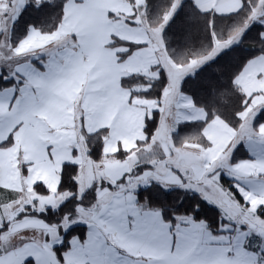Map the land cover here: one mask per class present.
<instances>
[{
  "label": "snow or ice",
  "instance_id": "6c2138e0",
  "mask_svg": "<svg viewBox=\"0 0 264 264\" xmlns=\"http://www.w3.org/2000/svg\"><path fill=\"white\" fill-rule=\"evenodd\" d=\"M0 264H264V0H0Z\"/></svg>",
  "mask_w": 264,
  "mask_h": 264
},
{
  "label": "trees",
  "instance_id": "16d2710c",
  "mask_svg": "<svg viewBox=\"0 0 264 264\" xmlns=\"http://www.w3.org/2000/svg\"><path fill=\"white\" fill-rule=\"evenodd\" d=\"M152 11H156L157 0H150ZM57 11V8H49L43 14L33 13L29 18V22L39 24L43 16H50L53 12ZM173 32L178 35H183L189 28V24L185 20V13H180L174 22L170 25ZM258 26L254 25L252 29H249L245 37L242 38L240 43L234 45L232 48L222 53L220 57H217L215 61L210 62L203 69H201L200 75L208 80H218L220 77L227 79L231 72L236 70L245 59L257 54L258 49L253 46L255 39V31ZM219 69V70H218ZM179 193H173L168 199H174Z\"/></svg>",
  "mask_w": 264,
  "mask_h": 264
},
{
  "label": "crops",
  "instance_id": "0c3cea01",
  "mask_svg": "<svg viewBox=\"0 0 264 264\" xmlns=\"http://www.w3.org/2000/svg\"><path fill=\"white\" fill-rule=\"evenodd\" d=\"M48 174L47 173H45V176H47Z\"/></svg>",
  "mask_w": 264,
  "mask_h": 264
}]
</instances>
